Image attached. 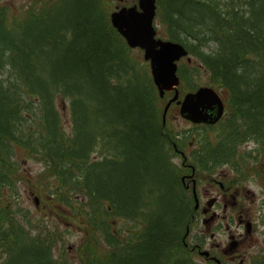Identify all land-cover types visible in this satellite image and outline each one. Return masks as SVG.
I'll list each match as a JSON object with an SVG mask.
<instances>
[{
  "label": "trees",
  "instance_id": "trees-1",
  "mask_svg": "<svg viewBox=\"0 0 264 264\" xmlns=\"http://www.w3.org/2000/svg\"><path fill=\"white\" fill-rule=\"evenodd\" d=\"M69 2L37 0L18 18L0 6V264H70L52 254L59 226L19 204L23 152L43 164L34 181L47 196L40 202L82 227L80 264H196L183 242L193 210L168 162L151 78L110 26L103 0H79V23L56 24ZM155 19L197 63L179 65L182 83L226 94L216 137L237 138L241 97L243 115L264 130V0H156ZM58 98L67 100L69 130ZM215 152L214 162L230 154Z\"/></svg>",
  "mask_w": 264,
  "mask_h": 264
},
{
  "label": "rangeland",
  "instance_id": "rangeland-1",
  "mask_svg": "<svg viewBox=\"0 0 264 264\" xmlns=\"http://www.w3.org/2000/svg\"><path fill=\"white\" fill-rule=\"evenodd\" d=\"M37 0H0V6L7 8V13L11 17L18 18L19 16L24 14L25 9L28 7L29 4H32ZM105 8L107 9L108 14L113 11L114 9H117L121 6H129L134 3H136V0H103ZM77 7L79 8V0H70L69 4H66L59 15H57L53 20L56 24L60 23H66V24H78V11H76ZM62 8V7H61ZM46 17L45 19H42L46 21V19L50 18ZM154 26L157 31V37L161 39H165V29L161 27V24H159L158 21H154ZM20 29L24 27L23 24H20L18 26ZM36 36H40V32L36 34ZM130 55L132 58L138 63L139 66L143 67L146 71L147 75L150 76L149 72V65L147 62L143 60V54L138 49H132L130 52ZM124 62L118 63L117 69L119 71H123ZM185 63V59L181 60L178 64ZM197 64L196 62H194ZM119 65V67H118ZM126 65V64H125ZM137 69L136 78L139 79L140 73H142V70L140 68ZM202 79L200 80L201 83H206L205 78L206 74L201 72L199 75ZM135 85L136 91L138 94L142 93L141 84L140 83H133ZM179 95L181 98L182 94L186 92L185 85L178 86ZM172 96V93H169L160 100V106L164 105L165 101L169 99ZM113 99H116V94L113 95ZM56 107L61 113V117L64 122V127L66 130L70 129V116L68 111V104L67 100H62L58 98L56 100ZM167 122L168 126L171 130L175 132H183V131H190L194 127L192 124L187 122L186 120L182 119L176 110L175 107H172L167 115ZM195 131V129H194ZM194 137L196 136V139L198 137H204V134L201 130H198V133H192ZM192 138V137H191ZM193 145V144H192ZM199 148V143L195 142L194 144ZM193 148V146H192ZM192 148L188 149V152L185 151L186 155H191L195 150ZM192 149V150H191ZM92 159L98 158L94 154L91 155ZM16 160L18 161V164L20 166L19 172L21 173V181L18 182V195L20 197L19 204L24 209H27L30 211V213L36 215L41 214L45 216V220L51 225H58L60 231L62 232V238H57L53 247H52V254L54 258H58L59 255H64L70 264H80L79 263V257H78V246L80 242L83 239V232L80 230L82 229L81 226L76 224L73 220L66 217V210L63 208H59L58 212L50 210L51 207L45 204L44 202H40V199L47 198V196L44 194H39V191L34 187V181L37 179L39 174H41L44 170L43 164L37 160H35L32 157L27 156L24 152L18 153L16 156ZM170 161L173 165H176L180 163V158H170ZM227 169V168H226ZM124 176H122L123 178ZM214 176H208L200 177L199 183H198V191L199 196L202 201V206H204V201L210 197L215 195L217 191V187L214 186L212 182V178ZM257 180H253L250 182L248 186H245V196L247 200L249 201V207L247 210L242 211V215L245 214L247 219L254 224V229L252 233L246 238L245 246L248 248V251L244 252L245 256L244 261L242 264H248L250 261L254 259V257L257 255V253H254V250L258 247H260V250L262 251V254H264V174H261V176L256 177ZM186 194L189 195V191H186ZM43 196V197H42ZM37 197L39 200V203L36 204L34 199ZM49 198V197H48ZM230 201H232L229 198ZM220 204L218 206L212 207L211 211H215V214L217 216V219L215 220L214 224L211 226L204 225L202 222L203 215L200 213V211L197 214V221L193 225V228L191 230V233L189 235L190 239H195L197 237L201 238V241L205 244L206 250H209L208 248L215 249V246L217 244L221 245L225 242L226 236H224L225 228H224V222H229V219L231 218L233 222H235L236 218L239 217L240 211L236 207L235 209L228 208L226 212L222 210V202H223V196L219 199ZM51 205L55 207L54 203ZM163 211V209H161ZM207 218V217H205ZM117 223L119 225L121 224V221L117 220ZM116 223V224H117ZM236 223V222H235ZM114 224V225H116ZM128 226V225H125ZM193 261L196 264H208L207 261H205L202 257L198 255L193 256ZM230 264V263H227ZM235 264H239L236 262ZM251 264V262H250Z\"/></svg>",
  "mask_w": 264,
  "mask_h": 264
},
{
  "label": "flooded vegetation",
  "instance_id": "flooded-vegetation-1",
  "mask_svg": "<svg viewBox=\"0 0 264 264\" xmlns=\"http://www.w3.org/2000/svg\"><path fill=\"white\" fill-rule=\"evenodd\" d=\"M243 103L244 101L241 97V100L239 101V112L237 115L239 140L238 146L236 147L237 154L235 156V168L231 163H222L214 166V169L206 173V176L209 178L210 176H214L212 178V182L214 186L217 187L215 195L208 197L204 201V206H202V201L198 191V183L200 180L198 174L195 177L185 179V181L182 183V186L186 190L189 189L191 191L192 186H194L198 195V208L196 211L197 214L200 211V213L203 215L202 222L204 225L211 226L217 219L215 211H211V209L212 207L217 206V204L219 206L221 202L219 199L221 196H223L222 210L224 212H226L228 208L235 209L236 207L240 211L239 217H237L235 220L236 223L233 222L231 218L229 219V222H224L225 232L223 233L224 236H226L225 242L221 245L217 244L215 249L208 248L209 250L207 251L209 252V256L204 258L208 264H217L214 259L218 260L219 264H222L221 260L224 262H230V264H235L236 262L242 264L244 261L243 256H245L244 252L248 251L244 240H246V238L252 233L254 229L253 222L249 221L245 214L242 215V211L247 210L249 207V201L245 196V186H248L254 179L258 181L256 177L264 174V146L261 142V140H264V130H262L258 125L251 124L249 119L243 115ZM206 141H208L209 144H212L216 140L212 137H209ZM194 144V142H189L187 145V151L188 149L192 148V146V149L197 151L198 148ZM172 146L174 150L176 144H172ZM209 147L206 149H209ZM184 156H181L180 153L178 154L180 159H187L185 161H188V158L191 161L192 159L196 161L205 160V166L209 165L210 160L221 157L216 153L201 154L200 152H193L191 155ZM196 165L201 166L202 164L187 163L185 166L192 172L191 168H195ZM229 198L232 201H230ZM196 215L192 216L193 221L197 219ZM205 217H210V219L206 220ZM189 235L188 243L196 247V252H198V250H205L206 246L202 241L190 239ZM254 253H257V257L260 256L262 254L260 247H257L254 250ZM250 262L248 264H250Z\"/></svg>",
  "mask_w": 264,
  "mask_h": 264
},
{
  "label": "water",
  "instance_id": "water-1",
  "mask_svg": "<svg viewBox=\"0 0 264 264\" xmlns=\"http://www.w3.org/2000/svg\"><path fill=\"white\" fill-rule=\"evenodd\" d=\"M138 7H121L110 14L112 27L125 39L130 48L143 50V57L150 62L153 82L159 96L165 91L174 90V96L163 109V120L170 103L178 97L176 86V61L187 54L184 47L176 42L155 39L153 18L155 0H137ZM217 105L216 115L206 113L208 108ZM222 103L217 94L210 88H199L195 93H188L180 104V114L194 122L214 123L222 113ZM196 200V198H195ZM37 201V200H36ZM207 255V253H202Z\"/></svg>",
  "mask_w": 264,
  "mask_h": 264
}]
</instances>
